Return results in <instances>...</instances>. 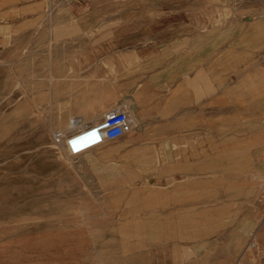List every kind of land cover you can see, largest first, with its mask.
Returning a JSON list of instances; mask_svg holds the SVG:
<instances>
[{
  "label": "rangeland",
  "instance_id": "374dc122",
  "mask_svg": "<svg viewBox=\"0 0 264 264\" xmlns=\"http://www.w3.org/2000/svg\"><path fill=\"white\" fill-rule=\"evenodd\" d=\"M77 1L50 0L47 43L34 37L31 44L18 43L16 52L0 53L1 263L264 264V148L255 147L264 145V139L242 141L235 156L210 149L206 159L211 170L202 174L207 181L201 180L200 172L193 173L190 189L187 185L180 192L178 188L171 190L174 182L169 180L173 175L164 181L161 186L168 190L166 195L173 191L174 196H185L193 202L186 213L185 205L177 203L166 208L152 204L143 207L144 197L160 191L155 165L164 157L140 149L149 153L143 166L128 162L126 157L133 153L129 148L134 144L128 140L134 138L133 134L106 141L100 149L129 143L109 159L112 168L101 165L98 169H76L67 161L66 147L58 145L55 134L61 129L67 133L75 130L70 123L66 126L78 116L71 108L74 55L79 48L95 47L94 34L91 32L94 39L90 42L89 33L85 36L71 15ZM159 1V12L146 8L139 19L144 26L158 15L159 24L156 19L152 24L160 27L161 40L174 31L226 27L234 14L231 6L249 2ZM106 25L115 28L119 22L102 21L98 31L105 30ZM96 62L103 68L104 61ZM98 74L91 86L100 103L104 99V77L103 72ZM259 79L264 76H242L239 82L243 89H252ZM233 94L243 98L252 91ZM107 108H95L99 121L111 109ZM254 127L258 126L243 122L234 128L252 132ZM257 156L263 159L261 169L252 171ZM227 162L239 163L246 170H221ZM175 207L181 209L175 211ZM186 215L190 218L184 219Z\"/></svg>",
  "mask_w": 264,
  "mask_h": 264
},
{
  "label": "crops",
  "instance_id": "0c3cea01",
  "mask_svg": "<svg viewBox=\"0 0 264 264\" xmlns=\"http://www.w3.org/2000/svg\"><path fill=\"white\" fill-rule=\"evenodd\" d=\"M88 1L78 0L71 14L85 36L89 33L90 42L95 37L94 49L79 48L74 55L72 111L90 123L97 115L96 107L126 104L136 140L129 151L149 149L152 155L164 157L155 165L160 191L144 197L143 207L177 203L185 205V213L190 212L193 202L185 196H174L173 191L166 195L168 190L161 186L164 181L173 175L174 179L169 180L174 182L171 190L178 188L180 192L187 185L190 189L193 173L200 172L201 180L207 181L202 174L211 170L206 159L210 149L235 156L242 141L264 139V79L252 89H243L239 82L242 76H264V0L232 5L230 11L234 14L226 27L174 31L165 40L159 38L160 27L152 24L155 19L159 24L158 15L144 26L139 19L146 8L159 12V0L152 4L143 0ZM49 3L0 0V53L16 52L18 43L31 44L34 37L42 44L48 42ZM114 19L119 26L106 25L105 30L98 31L102 21ZM96 61H104L103 68ZM102 72L104 99L98 103L91 85ZM248 91L252 95H232ZM243 122L258 127L252 132L236 131L239 127L235 129V125ZM255 147L261 149L264 145ZM171 156L176 158L170 161L167 158ZM262 160L261 156L255 158L252 171L261 169ZM232 163L222 164L225 168L221 170H246ZM199 207L202 210L203 203Z\"/></svg>",
  "mask_w": 264,
  "mask_h": 264
},
{
  "label": "built area",
  "instance_id": "2783aa9c",
  "mask_svg": "<svg viewBox=\"0 0 264 264\" xmlns=\"http://www.w3.org/2000/svg\"><path fill=\"white\" fill-rule=\"evenodd\" d=\"M78 124L80 125L76 118L71 120V126L76 130L70 133L69 140L65 141V147L74 154H79L88 147H96L106 141L121 138L133 127L126 104H116L99 122H92L84 127H77ZM56 138L59 141L61 137ZM85 139L90 140L83 142ZM80 140H83V143H79Z\"/></svg>",
  "mask_w": 264,
  "mask_h": 264
},
{
  "label": "bare ground",
  "instance_id": "6f19581e",
  "mask_svg": "<svg viewBox=\"0 0 264 264\" xmlns=\"http://www.w3.org/2000/svg\"><path fill=\"white\" fill-rule=\"evenodd\" d=\"M229 1V0H228ZM6 43V42H5ZM4 44V43H3ZM118 75V74H117ZM122 75V74H121ZM120 76V75H119ZM110 77V76H109ZM121 77V76H120ZM116 78V77H115ZM148 95V94H147ZM151 95H153V94H151ZM150 98V97H149ZM148 104V103H147ZM89 107H91V106H89ZM77 108V107H76ZM105 108H107V107H105ZM111 108V107H110ZM109 108V109H110ZM85 109H86V107H85ZM84 109V110H85ZM93 109V108H92ZM108 109V108H107ZM106 109V110H107ZM147 109V108H146ZM95 110V109H94ZM102 110V109H101ZM104 110V109H103ZM86 111V110H85ZM84 111V112H85ZM108 111V110H107ZM87 112V111H86ZM90 113H92L91 111H90ZM107 113V112H106ZM147 113V112H146ZM83 115H84V113H82ZM98 114L99 113H97V115H95L94 117H93V120H92V118H91V122H93V123H95V122H99V117H98ZM76 115V114H75ZM89 115V114H88ZM147 115V114H146ZM87 116V115H86ZM90 116H92V114L90 115ZM90 116H89V119H90ZM100 116H101V114H100ZM130 116V115H129ZM82 116H75V117H71L72 118V120L74 119V118H76L78 121H79V123H82L81 125H79L78 124V126L77 127H84L85 125H87V123H88V121H87V123H86V121H82V118H81ZM102 117V116H101ZM87 118V117H86ZM130 118H131V116H130ZM85 119V118H84ZM63 120V119H62ZM71 120V119H70ZM66 122H68V121H66ZM69 123H70V127L72 128V126H71V121L70 122H68V124L66 125L67 126V128L69 127ZM62 123H59V124H57V125H61ZM65 124V123H64ZM133 124V123H132ZM136 124V123H135ZM146 124V123H145ZM52 125V124H51ZM132 126H134V125H132ZM145 128V127H144ZM52 129V128H51ZM55 129H56V127H55ZM54 129V130H55ZM72 129H75V128H72ZM76 130V129H75ZM71 131V130H70ZM57 132V131H56ZM59 132V133H58ZM56 134H55V136L56 137H61L60 138V140H59V144L58 145H62V146H65V141L68 139L69 140V135H70V133H67L66 132V130L65 131H63L62 129L61 130H59ZM61 132H64V133H66V134H64L63 136H61L60 134H61ZM72 132H73V130H72ZM128 133H130V134H133V127H132V130L130 131V132H128ZM67 140V141H68ZM87 140H90V139H87ZM86 139L83 141V140H80V142L79 143H83V142H85V141H87ZM83 141V142H82ZM129 143L131 142V143H134V142H136V140L133 138V139H130L129 138ZM106 143V142H105ZM104 143V144H105ZM125 143H127V142H125ZM125 143H123L122 144V146L119 148V147H117V148H115V149H107V150H104V148L102 149V150H100L103 146H104V144H102V145H99V146H96V147H92V148H90V147H88V148H86V150L85 151H83V152H81V153H79V154H74V153H71V152H69L68 151V149L66 148V154H67V157H66V159H67V161L74 167V168H76V169H80V168H83V167H92V168H96V169H98L101 165H105V166H108V167H110V168H112L113 166H109V164H108V161H109V159H111L112 158V156H114V154H117V153H120L121 152V149L125 146ZM129 143H127V144H129ZM61 146V147H62ZM56 148V147H55ZM64 149H65V147H64ZM62 150V149H61ZM99 150V151H98ZM63 152V151H62ZM61 152V153H62ZM149 153H145V152H141L140 150H136L135 152H133L132 154H130V156H128V157H126V160L128 161V162H130V161H133V162H138V163H140L141 164V166H143V164L147 161L146 160V157H147V155H148ZM76 158H78V160L77 161H75V159ZM107 164V165H106ZM126 175V174H125ZM122 177V176H121ZM117 180V179H116ZM114 181V180H113ZM122 181V180H121ZM123 181H125V180H123Z\"/></svg>",
  "mask_w": 264,
  "mask_h": 264
}]
</instances>
